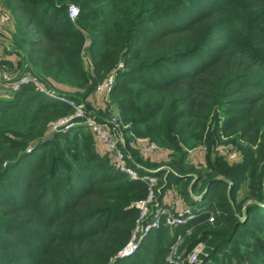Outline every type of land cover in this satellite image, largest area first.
<instances>
[{"label": "trees", "instance_id": "16d2710c", "mask_svg": "<svg viewBox=\"0 0 264 264\" xmlns=\"http://www.w3.org/2000/svg\"><path fill=\"white\" fill-rule=\"evenodd\" d=\"M4 1L15 17L12 54L23 61L21 74L32 72L51 89L46 77L77 85L56 91L85 100L123 60L112 95L127 117L137 114L134 125H151L161 145L174 146L177 135L187 144L189 130L205 129L212 118L215 132L249 143L238 169L207 177L184 153L173 161L178 173L168 174L163 190L197 173L195 182L207 180L201 204L189 196L187 205L194 212L215 207L221 215L214 223L196 216L173 232L164 223L114 264H171L166 257L179 235L187 240L185 255L207 244L195 264H264V0H74L77 22L68 0ZM87 42L94 77L81 58ZM149 98L146 113L135 109ZM70 112V104L32 83L0 96V264H109L130 238L139 215L131 204L147 195V183L98 154L84 125L27 151L30 139ZM153 166L139 171L158 178L163 171ZM246 180L252 202L243 210L236 192ZM163 190L151 211L164 205Z\"/></svg>", "mask_w": 264, "mask_h": 264}, {"label": "rangeland", "instance_id": "374dc122", "mask_svg": "<svg viewBox=\"0 0 264 264\" xmlns=\"http://www.w3.org/2000/svg\"><path fill=\"white\" fill-rule=\"evenodd\" d=\"M68 2L69 8L70 6H75L77 8L78 15L74 19L71 18L69 13V17L72 19V21L77 22L81 12L80 5L74 2V0H68ZM4 12L10 14L11 22L7 24H0V55L4 57L14 56L15 63L11 65L4 63V65L0 66V73L1 75L9 74L13 78H18L21 75V70L24 71L25 68L24 66L22 67L23 61L20 56L17 54H12L15 49L18 48V44L15 38V17L9 5H7L4 0H0V13ZM86 37L88 39L90 38L88 33H86ZM88 44L89 42H87L84 46L81 58L87 76L94 77L95 65L94 60L89 52ZM125 68L126 66L123 60H120L114 67L111 68V70H109L104 75V77L100 81L97 82L94 91L85 100H74L73 98H70L65 95L71 101L74 102V105L70 104L73 108V112L62 114L54 120H51L47 125V128L44 130L43 134L40 135V137L30 139L27 143L28 147H30L27 150L28 153L31 152V146L35 145L36 142H41L43 140L53 138V136L57 133H67L73 129H76V127H78L79 125H84L90 132L88 139L89 141H92V143H94L96 152L102 156H108L111 162L117 165L119 169H121V167L117 163L115 154L109 144L105 142L101 135L92 128L88 121L92 120L98 122L101 125H105L106 129L108 130L109 139L112 140L116 144L117 148L123 153L124 157L126 158V165L138 174V176L140 177L138 179L143 180V177L149 175L148 173L141 174L139 171V168L143 169V167H148V164H152V166L154 165L153 169H161L163 171V174L161 176H158V178L154 176L156 177V181L154 184H149L146 180H143L147 183L146 185L148 187V193L146 196L138 198L132 202L131 205L136 208L139 203L147 201L151 191H153L154 195L153 203L156 202L158 193L163 190V187H165L166 184L168 185V180H170L168 174L178 173L176 169L172 166V162L177 161V159H179L183 153L186 154V162L195 165L197 169H199V173H202L206 177L210 173H214L216 169L217 171H221L222 169L230 167L233 170H236L241 166L242 162L245 159L244 148L246 149L249 146V143H247V141L243 139L237 138L235 133L227 135L222 132H215L216 125L215 121H213V118L212 120L208 121V125H206L205 129L201 130L199 128L193 127L191 130H189L187 134V144L184 142H180L178 140L180 136L177 135V142L174 146L161 145L160 143H158L152 137L151 125H134L133 119L135 118V116H137V114L135 113L133 118L127 117L126 112L123 111V107L120 105L119 101L114 99L112 95L113 87L116 82V77L120 73V71L124 70ZM23 73L25 75L37 78L39 82L45 87V89L51 93H58L56 90L74 92L76 88H78L77 85L61 84L58 82H54L53 80H50L46 77L52 87L55 88L51 89L48 88L47 84L42 82L40 77L32 74V72L25 71ZM87 84H92V80H89ZM35 86L37 87V85ZM6 93L10 94V91H7L2 86H0V96H6ZM149 101L150 98L146 101L141 102L140 104L138 103L135 109L142 114L146 113L148 107H146L145 105H147ZM161 112H165V110L163 109ZM68 118H73L74 122L76 119V124H74L73 126L65 125L64 122L67 121ZM197 177L198 174L193 173V175L189 176V178L187 179L184 178L182 181L180 180L179 182L173 181L168 189L163 190V204L170 205L173 203L174 207L171 208H174L176 211H181L187 206H189L187 205L189 196H193L195 200H197L198 203L201 204V202L199 201H201L202 199L200 197V194L198 193L203 187L205 181L207 180L206 177H204L205 179H201L195 182ZM131 178L133 177L131 176ZM186 193L188 194L186 195ZM166 196H172L170 197L168 202H166L165 200ZM248 197L249 180H246L242 183L241 187L236 192V204L238 206L241 205V208L243 210L245 209L247 204L252 202V199H249ZM175 201H178V203ZM203 208L201 210L199 209L200 211H195V213L201 217L208 216L206 223H214L216 218L222 213L220 209L215 207L213 208L211 206H207L204 210ZM138 210L139 215L136 219L135 226L131 232L130 238L122 248H124L130 242L134 230L136 228L137 222L140 220L142 210L140 208H138ZM151 210L152 206L149 205V212ZM209 210L213 212V216L209 215ZM235 213L236 215L241 216V212L236 209ZM149 218L150 217L148 216L147 219ZM164 223L169 226L170 232H173L174 227L169 225L166 222L165 218L162 219V224ZM193 229H195V227L188 228L187 233L189 230L193 231ZM186 241L187 240L185 236L179 235L176 241L173 242L170 252L166 257L169 263L174 264L169 261V257H171L172 255V257H175L176 255L182 256L183 264H195L201 262L202 256L207 253V244L205 242L198 243V245L202 244L204 246V254H201L200 260L194 263L190 261L189 257L198 245H196L190 253L185 255L186 248L184 246ZM177 244L179 245L177 253L175 255L172 254V250ZM118 252H116L110 258L109 264H114L115 260L118 259L116 258Z\"/></svg>", "mask_w": 264, "mask_h": 264}, {"label": "built area", "instance_id": "2783aa9c", "mask_svg": "<svg viewBox=\"0 0 264 264\" xmlns=\"http://www.w3.org/2000/svg\"><path fill=\"white\" fill-rule=\"evenodd\" d=\"M69 13L72 19H74L78 15L77 8L75 6H70ZM11 22V16L9 13L4 12L0 13V24H7ZM6 60V57L0 55V66L4 65L2 61ZM33 83L37 85L38 89L42 92H45L49 97L61 101L63 103H68L74 105V102L71 101L65 95H61L54 92H49L45 89V87L39 82V80L35 77H31L25 74H21L18 78H13L9 74L1 75L0 73V86H2L5 90L10 91V94L6 93V96L11 95L18 91L23 85ZM89 124L92 128L98 132L101 137L104 139L105 142L109 144L111 149L115 154V158L117 159L118 165L121 167L122 171L129 173L133 178L138 179L140 178L138 174L133 171L130 167L126 165V158L124 157L123 153L117 148L116 144L109 139L108 130L106 129L105 125H101L98 122L89 120ZM65 125L73 126L76 124L73 118H68L67 121L64 122ZM89 125V126H90ZM144 178V179H143ZM141 179L146 180L149 184H154L156 181V177L154 175H147ZM154 195L153 191L149 194L147 201H143L137 205V208L142 210L140 220L137 222L136 228L132 235L130 242L122 248L116 258H125L134 255L136 250L141 245L144 237L148 235L152 230L158 229L162 225V219L165 218L166 222L171 226H177L181 224L187 223L190 219L195 218L198 216L192 209L187 206L181 211H176L174 208L173 203L170 205H159L154 211L149 212V205H153L154 203ZM178 203V201H175ZM148 213V214H147ZM209 215L213 216V212L211 210L208 211ZM148 216L151 218L147 219ZM191 233V230L188 231ZM178 245H175L172 254L177 253ZM204 254V246L202 244L198 245L197 248L191 253L189 259L191 262H198L200 260V255ZM173 256V255H172ZM169 257V261L174 264H183V258L180 255H176L175 257Z\"/></svg>", "mask_w": 264, "mask_h": 264}, {"label": "crops", "instance_id": "0c3cea01", "mask_svg": "<svg viewBox=\"0 0 264 264\" xmlns=\"http://www.w3.org/2000/svg\"><path fill=\"white\" fill-rule=\"evenodd\" d=\"M7 59V62L11 65V64H13V63H15L14 61V56H9V57H6ZM170 197H172V196H169V197H165V200H166V202H168V200L170 199Z\"/></svg>", "mask_w": 264, "mask_h": 264}]
</instances>
